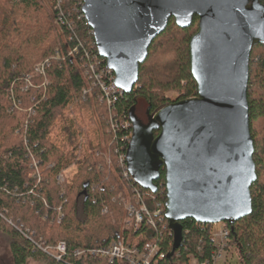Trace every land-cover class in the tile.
<instances>
[{
    "label": "trees",
    "instance_id": "obj_1",
    "mask_svg": "<svg viewBox=\"0 0 264 264\" xmlns=\"http://www.w3.org/2000/svg\"><path fill=\"white\" fill-rule=\"evenodd\" d=\"M59 12L63 23L56 19ZM197 29V16L186 28L170 18L139 65L133 89L117 99L118 118L130 120L139 98L145 100L152 115L171 102L163 95L169 88L180 90V99L197 95L189 53V41ZM93 57L105 65L80 0H0V244L9 252L11 264H109L103 258L78 259L75 251L107 245L121 235H135L123 227V203L115 198L121 193L131 199L137 191L150 207L155 201L164 206V172L155 181V193L124 176L119 154L114 153L123 144V131L118 130L113 140L108 131L110 111L98 101L97 88L82 97V89L88 87L84 65ZM46 59L44 74H35L33 65ZM247 102L257 178L250 187L252 211L232 225L227 223L226 245L237 249L239 264H264L263 44L254 45L251 51ZM69 104L92 108L89 119L97 127L96 140L89 145L92 151L79 159L49 138L59 118L68 123L61 129L67 140L78 134L73 121L62 115ZM74 161L77 173L61 189L57 175ZM104 208L106 212H102ZM181 225L182 244L171 256L173 237L167 221L156 226L158 232L145 229L147 238L158 236L164 264H174L177 258L187 261V255L202 260L214 249L209 225L193 219H185ZM59 241L66 244L65 257L60 260L38 246Z\"/></svg>",
    "mask_w": 264,
    "mask_h": 264
},
{
    "label": "water",
    "instance_id": "obj_2",
    "mask_svg": "<svg viewBox=\"0 0 264 264\" xmlns=\"http://www.w3.org/2000/svg\"><path fill=\"white\" fill-rule=\"evenodd\" d=\"M98 55L129 93L153 39L170 18L181 28L194 16L190 72L197 95L171 101L142 123L130 116L125 160L129 175L155 193L164 172L165 218L171 256L182 240L181 221L233 224L252 211L257 178L247 102L250 55L264 45L260 0H80ZM155 131H158L155 134Z\"/></svg>",
    "mask_w": 264,
    "mask_h": 264
},
{
    "label": "built area",
    "instance_id": "obj_3",
    "mask_svg": "<svg viewBox=\"0 0 264 264\" xmlns=\"http://www.w3.org/2000/svg\"><path fill=\"white\" fill-rule=\"evenodd\" d=\"M56 19L59 23L64 22V16L62 12H59ZM71 52L72 51H69L68 53L71 54ZM47 63L48 59L36 64L34 66V71L36 72L35 74L43 75L44 68ZM84 66L86 67L85 75L88 80V87L82 89V97L84 99L85 97L90 96L93 90L97 88L98 101L105 105L110 111V124L108 131L113 134V140H115L118 130L123 131L124 134L121 138L123 144L120 143L118 146H116L114 153L119 154L118 160L122 169V173L124 176H128L129 173L127 170L125 155L131 139V122L127 118H118L116 116L117 111L115 106L117 99L123 94V92L114 83V73L110 69L106 68L105 65H102V62L97 57H93V59L90 61L88 60ZM75 107H77V105L69 104L65 111L66 115L64 117L74 121L75 127L78 129V134L71 138L69 144L71 146L70 150H72L77 156V159H79L84 153H86L85 149H88V152H91L92 149L89 147L90 143L85 138L84 131H81V129L76 124L74 117ZM125 143L126 145L124 147ZM107 163H110L109 159H107ZM65 179L66 176L64 173L59 172L57 175V180L61 187ZM132 193L133 196L131 199H125L122 197L121 193L115 199H119L120 203H123V208L125 211L124 228L131 231L135 235H132L131 237L121 235L118 238L111 240L107 245L104 246L78 249L75 251V256L78 259L81 257L103 258L106 259L109 264H164L165 253L160 250V244L157 241L158 236L147 238L145 229L153 228L157 231L156 226L158 224L165 225V220L167 221L165 218V206L162 205L161 201H155L152 207H150L149 204L143 199L140 192L133 191ZM102 211L106 212V208L102 209ZM218 223H220V228L218 230H214V228L218 226ZM200 224L210 226V238L214 249L208 257L202 260H199L192 255H187V261H181L177 258L174 264H225L226 251L230 248H227L226 245L229 240V228L227 223L222 221L209 224ZM170 233L172 234L171 230ZM160 235L161 234L159 232V236ZM181 244L182 240L178 248H180ZM38 246L44 253L56 260H60L65 257L66 244L64 241H59L53 246Z\"/></svg>",
    "mask_w": 264,
    "mask_h": 264
},
{
    "label": "rangeland",
    "instance_id": "obj_4",
    "mask_svg": "<svg viewBox=\"0 0 264 264\" xmlns=\"http://www.w3.org/2000/svg\"><path fill=\"white\" fill-rule=\"evenodd\" d=\"M38 63V62H37ZM36 65V64H35ZM33 65V72L34 71V66ZM36 73V72H35ZM163 80V79H162ZM164 82V80L162 81ZM163 95L166 98H169L171 101H175L180 99V96L182 95V92L178 89H166L163 91ZM194 97V96H192ZM138 111L140 112V114L143 113L144 111V106L145 103L144 101H139L138 104ZM66 111V110H65ZM75 113H74V117H75V121L76 124L78 125V127L81 129V131H84L85 133V138L89 141V143H91V141H95L96 136H97V127L96 125L91 122V120L89 119L91 113L92 112V108L87 109L86 107H80L79 105L77 107H75ZM62 115H66V112H64V114ZM63 118H65L63 116ZM74 123V121H73ZM68 123L65 122L63 123V121L59 119H57L54 124L51 127L50 133L51 135L49 136V138L54 141L55 143H57L58 145H60L64 151L66 150H70V144H69V140H67L65 138V133L64 131L62 132L61 129L63 126H66ZM85 152L88 153V149H85ZM60 172H63L64 175L66 176L65 181L63 182V185L60 188L63 189L66 185L70 184L74 175L77 173V165L75 164V161L70 164L69 166H67L65 169L61 170ZM104 212V211H102ZM125 220V218H124ZM124 220H123V227H124ZM220 228V223H218V226L214 228V230H218ZM0 261L2 262V264H11V260H10V254L7 251V249L4 247V245L0 244ZM29 264H33L32 262ZM35 264V263H34ZM225 264H239V258H238V252L237 249L233 246L230 247L227 251H226V262Z\"/></svg>",
    "mask_w": 264,
    "mask_h": 264
},
{
    "label": "flooded vegetation",
    "instance_id": "obj_5",
    "mask_svg": "<svg viewBox=\"0 0 264 264\" xmlns=\"http://www.w3.org/2000/svg\"><path fill=\"white\" fill-rule=\"evenodd\" d=\"M144 101L145 103V106H144V111L142 114H140V112L138 111V104H139V101ZM149 107H148V104L145 102L144 99L142 98H139L137 99L136 101V104H135V107H134V111H133V114L135 115V117L137 119H139L142 123H147L148 122V117L150 116V111H149Z\"/></svg>",
    "mask_w": 264,
    "mask_h": 264
}]
</instances>
